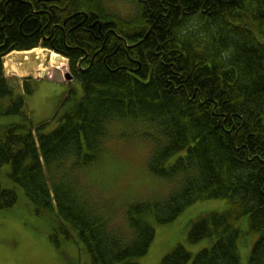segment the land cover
<instances>
[{
	"label": "trees",
	"instance_id": "obj_1",
	"mask_svg": "<svg viewBox=\"0 0 264 264\" xmlns=\"http://www.w3.org/2000/svg\"><path fill=\"white\" fill-rule=\"evenodd\" d=\"M39 46L68 57L83 86L49 132L27 105L36 82L18 93L4 72L9 51ZM10 115L21 121L0 125V168L37 215L76 233L90 264H141L151 218L171 223L212 198L228 207L196 216L188 238L213 244L195 254L178 244L159 264H240L252 234L248 264H264V0H0V117ZM118 125L147 143L150 173L174 185L129 201L124 221L82 174ZM17 201L0 179V210Z\"/></svg>",
	"mask_w": 264,
	"mask_h": 264
},
{
	"label": "rangeland",
	"instance_id": "obj_2",
	"mask_svg": "<svg viewBox=\"0 0 264 264\" xmlns=\"http://www.w3.org/2000/svg\"><path fill=\"white\" fill-rule=\"evenodd\" d=\"M16 52L18 50L10 53L13 58L7 64L6 74L15 83L18 93L23 92L25 79L33 78L36 82L35 92L27 96V105L33 120L36 123L45 122V131L49 132L59 125L60 118L71 108L75 99L82 97V83L66 78V73H71L66 56H62L65 61L54 65L50 57L55 51L42 46L23 54ZM20 121V116L0 117V125ZM128 130L126 126H116L112 131L114 136L107 140L106 149L99 160L82 172L89 190L106 206L116 209L118 218L123 221L124 208L129 201L156 196L163 198L174 187L172 182L150 173L147 167V143L139 137L125 134ZM9 171L8 165L0 168L1 184L14 187L18 201L12 208L0 210V264H79L78 239L56 229L59 225L56 217L37 215L24 188L12 181ZM227 207L226 199L212 198L190 205L171 223H158L151 218L156 229L155 238L147 254L137 260L141 264H159L165 254L178 244L185 245L193 254L211 246L214 242L211 238L197 243L189 241L191 221L201 213L223 211ZM243 224L246 227L247 221L243 220ZM71 233L76 235L74 231ZM256 237V234H252L242 240L240 264L249 263ZM81 264H90L87 253L82 254Z\"/></svg>",
	"mask_w": 264,
	"mask_h": 264
},
{
	"label": "bare ground",
	"instance_id": "obj_3",
	"mask_svg": "<svg viewBox=\"0 0 264 264\" xmlns=\"http://www.w3.org/2000/svg\"><path fill=\"white\" fill-rule=\"evenodd\" d=\"M23 53L24 52H22L21 54H23ZM27 53H29V52H27ZM27 53H25V54H27ZM26 57H28V56H26ZM51 58H52V64H54V65H58L61 63V61H65V58H63L62 55L57 54L55 52H52ZM20 72H22V71H20ZM22 73H27V71L22 72Z\"/></svg>",
	"mask_w": 264,
	"mask_h": 264
},
{
	"label": "water",
	"instance_id": "obj_4",
	"mask_svg": "<svg viewBox=\"0 0 264 264\" xmlns=\"http://www.w3.org/2000/svg\"><path fill=\"white\" fill-rule=\"evenodd\" d=\"M66 77H67V78H72V75H71L70 73H67V74H66Z\"/></svg>",
	"mask_w": 264,
	"mask_h": 264
}]
</instances>
